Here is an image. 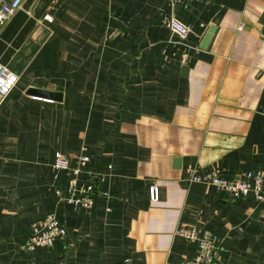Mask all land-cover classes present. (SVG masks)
<instances>
[{"label": "crops", "instance_id": "0c3cea01", "mask_svg": "<svg viewBox=\"0 0 264 264\" xmlns=\"http://www.w3.org/2000/svg\"><path fill=\"white\" fill-rule=\"evenodd\" d=\"M0 62L19 75L0 100V264H190L195 243L177 232L189 224L224 239L218 264H264V199L184 170L264 172V0H23ZM84 144L92 209L55 192L69 177L55 152L74 165ZM50 211L67 233L27 249Z\"/></svg>", "mask_w": 264, "mask_h": 264}, {"label": "built area", "instance_id": "2783aa9c", "mask_svg": "<svg viewBox=\"0 0 264 264\" xmlns=\"http://www.w3.org/2000/svg\"><path fill=\"white\" fill-rule=\"evenodd\" d=\"M22 2L23 0H0V28L21 6ZM47 19L52 21L53 15L48 14ZM166 24L180 39H186L191 32V26L175 15L169 16ZM18 80V73L0 62V100L12 91ZM90 159L88 147L84 144L79 149L74 165L71 156L61 150L55 152L53 163L55 169L69 172L67 181L56 186V194L67 203L85 209L94 208L97 202L95 182L79 184V175ZM184 168L186 176L191 181L208 182L219 191L234 197L252 195L258 200L264 199V172L260 168L244 169L238 176L228 175L221 167H213L204 172H198L196 166L191 164ZM57 176L58 173H56ZM149 190L150 198L154 201L158 200L160 197L159 184H151ZM177 232L189 242L195 243L196 249L190 264L219 263L225 246L224 239L218 233L197 224L181 226ZM66 233V225L59 220L54 211H50L32 222L31 232L25 246L29 250L51 246L57 238Z\"/></svg>", "mask_w": 264, "mask_h": 264}, {"label": "water", "instance_id": "95a60500", "mask_svg": "<svg viewBox=\"0 0 264 264\" xmlns=\"http://www.w3.org/2000/svg\"><path fill=\"white\" fill-rule=\"evenodd\" d=\"M214 31H215V26H212V27L209 29L208 33L205 35L204 39H203L202 47L206 46L207 43L209 42V40H211ZM176 161L179 162L180 159L178 158V159H176Z\"/></svg>", "mask_w": 264, "mask_h": 264}]
</instances>
